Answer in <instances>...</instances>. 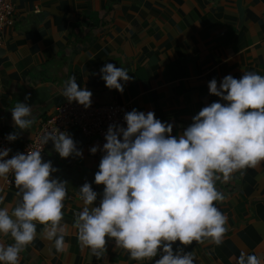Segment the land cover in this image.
Segmentation results:
<instances>
[{
  "label": "crops",
  "instance_id": "obj_1",
  "mask_svg": "<svg viewBox=\"0 0 264 264\" xmlns=\"http://www.w3.org/2000/svg\"><path fill=\"white\" fill-rule=\"evenodd\" d=\"M13 24L0 42V134L17 133L11 150L18 152L40 125L67 100L65 82L76 77L78 86L92 92L91 104H125L129 110L152 111L173 125L178 136L192 118L212 102H221L208 84L225 76L240 79L244 71L264 76V0H10ZM242 9L240 14L239 8ZM106 63L123 67L132 80L123 93L106 87L100 70ZM30 97V99H25ZM32 107L35 123L19 130L12 118L15 105ZM127 127V126H126ZM83 157L61 158L50 141L47 161L58 169L53 177L66 180L63 223L67 248L57 252L52 243L37 238L21 254L19 264H155L135 261L108 238L99 257L82 247L73 227L82 211L79 188L92 184L99 206L103 186L95 184L100 159L90 149L94 137L66 131ZM46 161V162H47ZM223 202L216 207L227 217L223 243L210 241L173 251L194 252V264H238L241 252L254 254L264 264V163L237 172L227 182L217 181ZM14 177L7 187L0 180L5 205H14ZM2 207V205H0ZM5 244L10 237L0 236Z\"/></svg>",
  "mask_w": 264,
  "mask_h": 264
},
{
  "label": "clouds",
  "instance_id": "obj_2",
  "mask_svg": "<svg viewBox=\"0 0 264 264\" xmlns=\"http://www.w3.org/2000/svg\"><path fill=\"white\" fill-rule=\"evenodd\" d=\"M100 73L106 87L121 93L120 81L132 80L125 68L112 63ZM208 88L225 103L203 107L178 136L172 135V124L158 120L152 111L126 112V128L109 125L106 143L90 149L93 155L103 152L95 173V184L103 186L99 206L100 194L91 183L79 188L82 211L75 213L73 227L82 247L99 257L111 238L135 261L159 255L155 264H194V252H174L173 244L223 243L227 217L215 205L225 197L216 183L264 163V76L244 71L240 79L228 75L219 85L213 78ZM62 95L69 103L91 107L92 92L81 89L75 76L65 82ZM11 113L21 131L35 123L32 107L25 103L18 102ZM17 139V133L7 136L10 142ZM50 141L61 158L83 157L67 132H47L41 143ZM10 152L0 148V180L13 176L18 191L11 207L0 195V236L13 241L0 240V264H19L20 254L37 238V224L43 226L40 238L63 252L69 234L63 223L68 182L53 177L58 169L43 160L42 149L31 146L27 154L8 158ZM238 264L262 261L241 252Z\"/></svg>",
  "mask_w": 264,
  "mask_h": 264
},
{
  "label": "built area",
  "instance_id": "obj_3",
  "mask_svg": "<svg viewBox=\"0 0 264 264\" xmlns=\"http://www.w3.org/2000/svg\"><path fill=\"white\" fill-rule=\"evenodd\" d=\"M12 9L13 6L10 0H0V42L2 41L5 29L13 24ZM126 112H130V110L125 104H91V107L85 108L77 102L69 103L68 100H65L55 108V112L40 125L35 136L26 142L18 152L27 154L31 146L35 149H42V158L46 162L47 145L44 146L41 140L47 132L53 129L61 132L76 129L83 136L97 138L98 146L102 148L103 144L106 143L105 134L110 124H119L126 128L127 125L124 121V114ZM9 134H0V148L11 149L13 142L7 140ZM18 152L11 150L8 158H11ZM102 155V151L97 152L100 160ZM12 178L13 176L10 175L9 180L5 181L7 187L11 184Z\"/></svg>",
  "mask_w": 264,
  "mask_h": 264
},
{
  "label": "water",
  "instance_id": "obj_4",
  "mask_svg": "<svg viewBox=\"0 0 264 264\" xmlns=\"http://www.w3.org/2000/svg\"><path fill=\"white\" fill-rule=\"evenodd\" d=\"M238 8H239L240 14H242V9L240 8V6H238ZM81 136H82V134H81Z\"/></svg>",
  "mask_w": 264,
  "mask_h": 264
}]
</instances>
